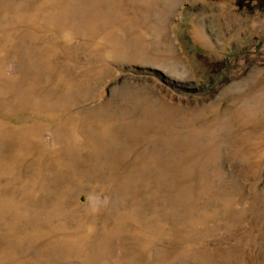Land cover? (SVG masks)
Masks as SVG:
<instances>
[{
	"label": "rangeland",
	"instance_id": "rangeland-1",
	"mask_svg": "<svg viewBox=\"0 0 264 264\" xmlns=\"http://www.w3.org/2000/svg\"><path fill=\"white\" fill-rule=\"evenodd\" d=\"M0 264H264V0H0Z\"/></svg>",
	"mask_w": 264,
	"mask_h": 264
},
{
	"label": "bare ground",
	"instance_id": "bare-ground-1",
	"mask_svg": "<svg viewBox=\"0 0 264 264\" xmlns=\"http://www.w3.org/2000/svg\"><path fill=\"white\" fill-rule=\"evenodd\" d=\"M118 47H119V46H118ZM124 51H125V50H124ZM134 54H135V53H134ZM120 55H121V54H120ZM124 55H125V54H124ZM115 56H116V55H115ZM118 56H119V55H118ZM175 140H176V139H175ZM177 140H178V139H177ZM179 141H180V140H179ZM172 142H173V141H172ZM185 142H186V141H185ZM189 143H190V141H189ZM166 144H167V143H166ZM175 144H176V143H175ZM175 144H174V145H175ZM181 145H182V143H181ZM181 145H180V146H181ZM168 146H169V145H168ZM177 146H178V145H177ZM195 146H196V144H195ZM188 147H189V145H188ZM196 147H197V146H196ZM171 148H172V145H171ZM197 148H199V147H197ZM172 149H173V148H172ZM126 232H127V230H126ZM102 247H103V246H102ZM99 248H100V247H99ZM109 248H110V247H109ZM109 248H108V249H109ZM103 250H105V249H103ZM110 251H111V250H110Z\"/></svg>",
	"mask_w": 264,
	"mask_h": 264
}]
</instances>
